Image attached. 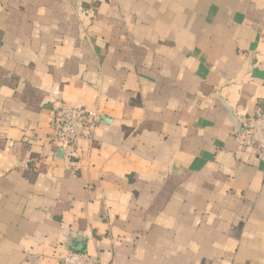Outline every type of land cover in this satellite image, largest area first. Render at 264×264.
Returning a JSON list of instances; mask_svg holds the SVG:
<instances>
[{
	"label": "crops",
	"instance_id": "1",
	"mask_svg": "<svg viewBox=\"0 0 264 264\" xmlns=\"http://www.w3.org/2000/svg\"><path fill=\"white\" fill-rule=\"evenodd\" d=\"M262 103L264 0H0V264H264Z\"/></svg>",
	"mask_w": 264,
	"mask_h": 264
},
{
	"label": "built area",
	"instance_id": "2",
	"mask_svg": "<svg viewBox=\"0 0 264 264\" xmlns=\"http://www.w3.org/2000/svg\"><path fill=\"white\" fill-rule=\"evenodd\" d=\"M78 14L81 19H88L93 15L91 10H78ZM238 122L236 142L250 149L259 160L264 161V103L259 105L255 115L240 117ZM98 123L99 114L96 110L87 111L63 106L50 115L49 139L64 151L66 158L75 160L77 142L92 141ZM60 264H100V260L98 256H90L87 253L68 252L62 257Z\"/></svg>",
	"mask_w": 264,
	"mask_h": 264
}]
</instances>
